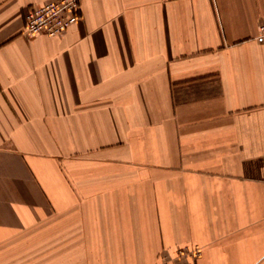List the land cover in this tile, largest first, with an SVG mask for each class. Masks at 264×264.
I'll use <instances>...</instances> for the list:
<instances>
[{
  "label": "crops",
  "instance_id": "obj_1",
  "mask_svg": "<svg viewBox=\"0 0 264 264\" xmlns=\"http://www.w3.org/2000/svg\"><path fill=\"white\" fill-rule=\"evenodd\" d=\"M0 0V248L55 264H264V0H79L26 37Z\"/></svg>",
  "mask_w": 264,
  "mask_h": 264
},
{
  "label": "built area",
  "instance_id": "obj_2",
  "mask_svg": "<svg viewBox=\"0 0 264 264\" xmlns=\"http://www.w3.org/2000/svg\"><path fill=\"white\" fill-rule=\"evenodd\" d=\"M81 19L79 0H56L40 6L31 7L24 16L23 34L26 37L44 36L55 38L62 36ZM257 38L264 39V23L258 26ZM180 256L187 255L191 262L199 257V250L179 251Z\"/></svg>",
  "mask_w": 264,
  "mask_h": 264
},
{
  "label": "rangeland",
  "instance_id": "obj_3",
  "mask_svg": "<svg viewBox=\"0 0 264 264\" xmlns=\"http://www.w3.org/2000/svg\"><path fill=\"white\" fill-rule=\"evenodd\" d=\"M44 237L19 239L15 244L0 248V264H55L56 239L54 226L43 233ZM176 260L182 264L191 262L187 255H175ZM195 260L193 261V263Z\"/></svg>",
  "mask_w": 264,
  "mask_h": 264
},
{
  "label": "bare ground",
  "instance_id": "obj_4",
  "mask_svg": "<svg viewBox=\"0 0 264 264\" xmlns=\"http://www.w3.org/2000/svg\"><path fill=\"white\" fill-rule=\"evenodd\" d=\"M56 38V37H55Z\"/></svg>",
  "mask_w": 264,
  "mask_h": 264
}]
</instances>
